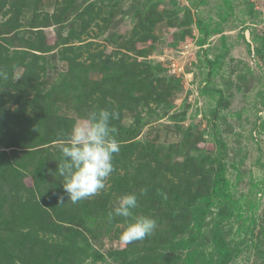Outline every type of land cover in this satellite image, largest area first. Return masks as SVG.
I'll return each instance as SVG.
<instances>
[{
    "label": "rangeland",
    "instance_id": "1",
    "mask_svg": "<svg viewBox=\"0 0 264 264\" xmlns=\"http://www.w3.org/2000/svg\"><path fill=\"white\" fill-rule=\"evenodd\" d=\"M22 2L0 264H264V0Z\"/></svg>",
    "mask_w": 264,
    "mask_h": 264
},
{
    "label": "trees",
    "instance_id": "2",
    "mask_svg": "<svg viewBox=\"0 0 264 264\" xmlns=\"http://www.w3.org/2000/svg\"><path fill=\"white\" fill-rule=\"evenodd\" d=\"M22 1H23L22 2L23 6L21 8H18V7L14 8V16L16 18H18V20H20L24 23H26V22L31 23L30 15L35 12L37 7L38 8L43 7V4L41 5V2H44V4L49 5L52 1H55V0H22ZM112 10H113L114 15L117 16L118 14H120L121 8L115 7ZM135 24H136V21H135ZM152 49H153L152 47H149L148 51L151 52ZM26 75H27V73H26ZM59 112L62 113L63 115H66V112H64V106L62 104L60 105V111ZM59 123H61V122H59ZM51 135H52V133L50 134V136ZM7 142L8 141H7V138L5 136L0 137V144H3V143L5 144ZM150 158H151L150 156H148V155L146 156V159L147 160L149 159V162L152 161ZM218 178H219L220 182L224 181L223 176L219 175ZM227 254L228 253H226V255Z\"/></svg>",
    "mask_w": 264,
    "mask_h": 264
},
{
    "label": "water",
    "instance_id": "3",
    "mask_svg": "<svg viewBox=\"0 0 264 264\" xmlns=\"http://www.w3.org/2000/svg\"><path fill=\"white\" fill-rule=\"evenodd\" d=\"M247 37L249 38V34L247 33Z\"/></svg>",
    "mask_w": 264,
    "mask_h": 264
}]
</instances>
